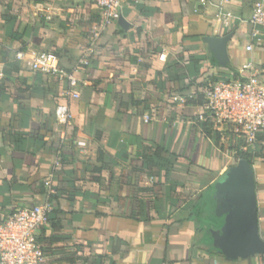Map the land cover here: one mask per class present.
I'll list each match as a JSON object with an SVG mask.
<instances>
[{"label": "crops", "instance_id": "1", "mask_svg": "<svg viewBox=\"0 0 264 264\" xmlns=\"http://www.w3.org/2000/svg\"><path fill=\"white\" fill-rule=\"evenodd\" d=\"M229 9L234 23L225 28L221 9L199 0H125L121 18L102 27L93 0H0V221L42 203L53 172L60 211L38 232L44 264L264 261L226 258L209 232L221 221L214 184L239 160L242 140L206 135L200 88L248 63L264 79V35L247 50L251 0ZM226 36L223 66L212 38ZM21 48L53 51L63 68L92 49L76 72L80 97L62 94L67 78L18 60ZM61 102L74 114L67 126L55 118ZM251 161L264 238V131Z\"/></svg>", "mask_w": 264, "mask_h": 264}, {"label": "built area", "instance_id": "2", "mask_svg": "<svg viewBox=\"0 0 264 264\" xmlns=\"http://www.w3.org/2000/svg\"><path fill=\"white\" fill-rule=\"evenodd\" d=\"M55 1V0H51ZM101 10V26L112 24L122 16L125 0H93ZM201 4L215 5L221 10L218 20L221 26L231 28L234 23L233 12L229 9L233 0H199ZM248 22L253 26L252 42L247 45V50H252L254 43L261 42L264 35V0H251V14ZM91 43L95 44L100 34L98 27L90 30ZM88 53L93 50L88 48ZM85 51L79 63H89V56ZM18 60H29L30 68L36 72L58 75L68 79L70 89L63 91L65 97L79 98L77 89L79 78L75 67L68 72L62 67L59 56L53 51L38 49H18ZM165 58V53L159 56ZM241 76L232 79H218L211 81L200 88L203 94L201 112L197 121L208 124L212 130L222 136L225 131H230L242 140L243 151H254L259 134L264 131V79L252 63L240 69ZM175 100L182 99L179 96ZM74 114L67 102L59 103L55 108V118L58 123L67 126ZM151 115L145 114L144 120L150 121ZM60 164L56 160L55 165ZM54 173L51 172L45 180L46 198L42 203L23 206L13 214L0 221V264H44L47 254L43 243L38 238L40 228L48 224L55 210L50 199L55 192L53 186ZM259 264H264L262 261Z\"/></svg>", "mask_w": 264, "mask_h": 264}, {"label": "water", "instance_id": "3", "mask_svg": "<svg viewBox=\"0 0 264 264\" xmlns=\"http://www.w3.org/2000/svg\"><path fill=\"white\" fill-rule=\"evenodd\" d=\"M221 38L217 59L226 66L229 60L227 41ZM214 216L219 226L209 229L217 250L229 259L250 258L264 254V238L260 234L256 178L252 162L239 159L215 184Z\"/></svg>", "mask_w": 264, "mask_h": 264}, {"label": "trees", "instance_id": "4", "mask_svg": "<svg viewBox=\"0 0 264 264\" xmlns=\"http://www.w3.org/2000/svg\"><path fill=\"white\" fill-rule=\"evenodd\" d=\"M2 4V6H5L6 7V3H1ZM215 42H218L219 43V41H221V38H218V37H213L212 38ZM58 55V54H57ZM79 57H76V61H75V63H74V65L71 67V68H65L68 72H71L75 67H81V66H83L82 64H80L79 63ZM241 76V74H240V71H233V76H226V77H222V79H232V78H239ZM199 97L201 98H203V94L202 93H199ZM203 129H204V132L206 133V135H212V136H214V137H216V140L217 139H220V134L219 133H217V132H215V131H213L210 127H209V125L208 124H205V123H203ZM259 136H260V134H259ZM236 157V161L238 160V159H241V158H245V159H247V160H249L250 162H252L251 161V158H252V156H253V152L252 151H243L241 148H238V150H237V153H236V155H235ZM41 194L42 195H45L46 194V190H43L42 192H41ZM58 198V195H57V193H55V194H53V195H51V197H50V199L51 200H54V199H57ZM16 210H14V211H12L10 214H13L14 212H15ZM55 211H60V210H58V209H56V207H55V210H54V212ZM54 212H53V214H52V217H53V215H54ZM9 214V215H10ZM52 217H51V219H52ZM51 221V220H50ZM53 221V220H52ZM51 221V222H52ZM53 225H54V223H53ZM40 240V239H39ZM41 241V240H40Z\"/></svg>", "mask_w": 264, "mask_h": 264}, {"label": "rangeland", "instance_id": "5", "mask_svg": "<svg viewBox=\"0 0 264 264\" xmlns=\"http://www.w3.org/2000/svg\"><path fill=\"white\" fill-rule=\"evenodd\" d=\"M242 144V143H241Z\"/></svg>", "mask_w": 264, "mask_h": 264}]
</instances>
